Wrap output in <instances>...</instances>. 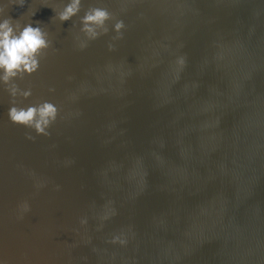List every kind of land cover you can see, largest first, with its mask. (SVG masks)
<instances>
[{
    "label": "water",
    "instance_id": "water-1",
    "mask_svg": "<svg viewBox=\"0 0 264 264\" xmlns=\"http://www.w3.org/2000/svg\"><path fill=\"white\" fill-rule=\"evenodd\" d=\"M61 2L0 0L52 40L23 103L60 109L38 136L0 88V257L264 264V0H83L126 25L83 49L78 17L51 20Z\"/></svg>",
    "mask_w": 264,
    "mask_h": 264
},
{
    "label": "clouds",
    "instance_id": "clouds-1",
    "mask_svg": "<svg viewBox=\"0 0 264 264\" xmlns=\"http://www.w3.org/2000/svg\"><path fill=\"white\" fill-rule=\"evenodd\" d=\"M9 3L23 8L26 0H9ZM2 4L0 3V88L10 96V105L7 109L8 119L13 124L34 130L38 136H49V128L56 121L60 109L50 100L24 104L23 100L32 95V90L19 87L16 81L39 70L40 60L46 50L52 46V40L49 38V32L39 21H36L34 26L31 18L35 15V9L29 7L23 15L28 14L30 19L22 22L20 18L13 19L6 15ZM50 7L54 12L51 20L63 23L72 20L73 17H78L79 31L76 39L81 49L87 46L89 40H95L107 34L110 30L109 21H112L111 30L115 33L111 38L112 41L123 37L122 30L126 27L124 20L116 18L107 7L90 4L84 8L82 15L80 13L83 0H62L60 4ZM75 26L76 22L73 21V27ZM114 47V43H108L109 51H112ZM176 64L182 67L185 64V58L177 57ZM49 91L52 92L54 89L49 88ZM27 139L33 140L35 137L29 134ZM20 207L26 212L30 205L24 201ZM103 219H107V214ZM80 223L86 224L87 218H81ZM111 242L124 245L127 241L123 234H120L114 235ZM0 264H6L3 257H0Z\"/></svg>",
    "mask_w": 264,
    "mask_h": 264
}]
</instances>
